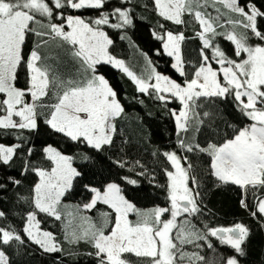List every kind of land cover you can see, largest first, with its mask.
I'll list each match as a JSON object with an SVG mask.
<instances>
[{"label": "snow or ice", "instance_id": "1", "mask_svg": "<svg viewBox=\"0 0 264 264\" xmlns=\"http://www.w3.org/2000/svg\"><path fill=\"white\" fill-rule=\"evenodd\" d=\"M106 2L0 0V134L38 132L43 124L51 132L74 142H86L97 151L111 145L117 131L114 121L124 108L108 80L98 73L100 64H110L121 70L141 93L148 94L152 89L159 101L178 100L182 110L172 113L178 135L188 132L200 98L231 97L248 123L234 128L232 135L220 144L193 146L181 139L180 147L187 152H192L195 147L206 153L211 158L210 174L222 184L238 186L242 190L241 206L246 209L245 196L251 193L255 200L251 214L264 218V30L257 24V18L264 17V12L255 5L242 7L239 0H153L164 20L184 25L187 23L184 17L188 15L199 24L195 35L202 41L200 64L193 70V78L186 79L182 85L154 69L146 76L138 77L123 60L110 53L113 40L102 26L124 29L133 24V14L128 8H116L111 15L117 22L110 23V15L103 11ZM210 5L215 8L216 16L207 11ZM216 5L222 6L227 13L238 15L239 19L230 17L227 21L232 25L231 30L220 23L225 13H221V8ZM68 10H98V17L88 20L83 15L67 14ZM237 27L244 31L238 33ZM160 28L165 29V26L161 24ZM153 35L163 42L164 52L175 58L173 67L176 71L185 76L181 55V44L186 39L183 32L174 34L165 29L163 33L154 32ZM30 36L39 38L34 47ZM217 36L230 41L234 45V56L241 59L229 58L218 44H214ZM252 37L259 43L250 44ZM50 42H55L60 51L54 54L46 51L45 45ZM205 49H212L211 56L205 54ZM65 55L71 59L75 72L63 71ZM212 61L219 65L218 69L213 68ZM17 139L27 140L23 135H18ZM22 146V143L14 146L0 143V165H11ZM42 151L51 163L49 169H30L38 182L34 183L28 198L33 210L27 215V227L23 231L45 252L62 249L53 233L40 229L38 213L62 221L65 238L70 243L89 245L92 251L87 255L94 264H198L204 257L196 252H186L184 246L200 247L199 242L207 241L209 237H215L235 253L244 255L242 245L249 234L245 225L209 227L205 224L204 230L200 231L188 219L201 212L197 201L200 194L194 187H189L190 180L196 184L195 176L189 171L192 166L183 167L175 152L164 153L174 168V171L166 172L168 206L140 209L125 198L115 183L107 184L103 191L85 185L93 196L83 204V210L90 211L98 203L110 210L101 213L96 221L81 215V206L69 211L62 204L74 179L81 176L72 167V158L52 145L43 147ZM27 155H32L31 148L27 149ZM8 179L15 185L21 183L11 177ZM127 182L137 183L131 179ZM6 187L0 183V189ZM4 216L5 213L0 211V218ZM13 240L23 243L14 230L0 228V244L7 245ZM207 247L213 245L209 242ZM129 257H135V260ZM0 264H9L2 250ZM224 264H239V261L230 256Z\"/></svg>", "mask_w": 264, "mask_h": 264}, {"label": "trees", "instance_id": "2", "mask_svg": "<svg viewBox=\"0 0 264 264\" xmlns=\"http://www.w3.org/2000/svg\"><path fill=\"white\" fill-rule=\"evenodd\" d=\"M239 3L242 7L246 4L255 5L264 12V0H239ZM116 8L130 9L133 24L120 30L102 26V30L113 40L109 48L111 54L123 60L138 77L146 76L154 69L156 73L169 76L181 84L186 79L193 78V70L200 64L202 49V41L195 35L199 30L198 22L188 15L184 17L187 21L184 25L166 21L159 16L153 0H130L128 3L124 0H107L103 11L110 15V23L117 22L116 17L111 15ZM245 11H248V7H245ZM67 14L83 15L85 19L90 20L98 17V10L82 12L68 10ZM229 18L225 16L220 22L223 27H231L227 22ZM232 18L239 19L237 14H232ZM161 24L174 34L183 32L186 37L181 44L185 76H180L176 71L173 67V57L164 52L163 42L153 35L154 32H164L165 29L160 28ZM257 24L264 30V17H258ZM237 28V31H244L242 27ZM219 37L217 39L222 42L227 54L234 56V45ZM38 39L34 36L29 37L33 47ZM249 43L254 46L259 41L252 37ZM45 50L53 54L60 51L55 42L45 45ZM204 52L211 56L209 49H205ZM212 63L215 68H219L214 61ZM63 65V71L67 73L76 71L71 59L66 55L63 58ZM97 71L108 80L124 108V112L115 120L117 131L113 135L111 145H105L97 151L86 142H74L53 133L43 124L38 132L0 134V143L6 146L23 144L11 165H0V183L7 185L6 188L0 189V211L5 213V216L0 218V228L14 230L23 241L21 243L13 240L7 245L0 244V250L5 252L9 264H94L93 259L87 255L92 251L89 245L83 242L72 244L65 238L62 221H56L43 213L37 215L40 228L55 235L62 249L59 252H45L32 243L23 231L27 227V215L33 210L28 198L32 195L34 183L38 182V177L30 169H49L51 162L42 151L47 145H52L62 154L71 157L74 167L81 173V176L74 179L72 189L62 198V204H72L73 207L79 205L81 212L96 221H99L101 213L110 210L100 203L90 211L83 210V204L89 202L93 196L85 185L103 191L107 184L115 183L121 188L125 198L140 209L168 206L166 189L169 181L166 172L173 171L174 168L164 153L175 152L181 158L183 167L187 169L189 164L192 166L189 171L196 178L195 185L191 180L190 183L200 194L197 201L201 212L188 219L197 229L203 231L205 224L209 227H233L237 223L249 229V234L242 245L244 249L242 256L220 243L215 237L200 241V247L185 245L184 250L203 256L204 260L198 264H224L230 256H235L240 264H264V218L259 214L257 216L251 214L255 203L252 194L248 193L245 196L248 208L242 207V190L233 184H222L210 174L211 158L206 153L199 152L195 147L192 152L180 147L181 139L193 146L199 144L201 147H207L210 143L220 144L232 135L234 128L243 127L248 123L246 118L240 115L232 98H200L188 132H181L178 135L175 117L172 115L173 112L178 113L182 110L178 100L170 99V102L165 103L155 98L152 89H149L148 94L139 92L136 84L125 73L110 64L98 65ZM18 135L26 137V142L17 139ZM28 148L32 149L30 156L27 155ZM8 177L21 183L15 185ZM129 179L137 183L129 184L127 182ZM180 219L183 220L184 217ZM209 242L213 245L212 248L207 247ZM129 258L135 260V257Z\"/></svg>", "mask_w": 264, "mask_h": 264}, {"label": "rangeland", "instance_id": "3", "mask_svg": "<svg viewBox=\"0 0 264 264\" xmlns=\"http://www.w3.org/2000/svg\"><path fill=\"white\" fill-rule=\"evenodd\" d=\"M216 7H220L221 8V13H225V15H223L222 16V18H221V21H223V18H225V16H228V17H231L232 18V14H230V13H227V10H225L222 6H220V5H216ZM207 11L208 12H210L213 16H216L217 15V13H216V11H215V8L213 7V6H209L208 8H207ZM227 14H230V15H227ZM220 21V22H221ZM224 28H227V29H229V30H231V28H232V25H231V27L229 28V27H224ZM238 30V28L236 29V31ZM238 33H240V32H243V31H237ZM217 37H219V36H217ZM217 37L214 39V41H213V43L214 44H218L219 46H220V48L226 53V55L229 57V58H232V59H237V60H239V59H241L240 57H234V56H229L228 54H227V52L225 51V49L223 48V45H222V42L220 41V40H218L217 39ZM219 38H223V37H219ZM210 51H211V53H212V49H209ZM175 64V58L173 57V65ZM214 64L212 63V66H213ZM218 67H219V65H218ZM213 68H215V66H213ZM215 69H218V68H215ZM161 75H163V74H161ZM164 76H166V75H164ZM167 77H169V76H167ZM170 78V77H169ZM170 79H172V78H170ZM172 80H174V79H172ZM175 81V80H174ZM153 83H155V81L153 82ZM183 85V84H182ZM161 94H164V93H161ZM164 95H167V94H164ZM114 123H115V121H114ZM114 135V134H113ZM67 156V155H66ZM71 163H72V161H71ZM183 166V165H182ZM72 167H74V165H73V163H72ZM75 168V167H74ZM174 171V170H173ZM189 187H194L191 183H190V181H189ZM63 205H65V206H67V209L66 210H73L75 207H73L72 206V204H63ZM81 215H84V216H88V215H85V213L84 212H81ZM66 218V217H65ZM130 219H133L131 216H130ZM41 229V228H40ZM42 231H45V230H43V229H41ZM240 264V263H239Z\"/></svg>", "mask_w": 264, "mask_h": 264}]
</instances>
